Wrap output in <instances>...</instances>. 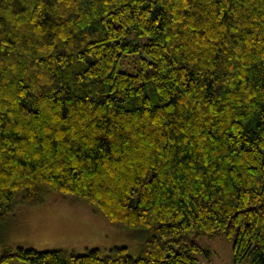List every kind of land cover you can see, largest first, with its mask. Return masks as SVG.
Here are the masks:
<instances>
[{
    "label": "trees",
    "instance_id": "trees-1",
    "mask_svg": "<svg viewBox=\"0 0 264 264\" xmlns=\"http://www.w3.org/2000/svg\"><path fill=\"white\" fill-rule=\"evenodd\" d=\"M51 192L150 235L0 264H264V0H0V221Z\"/></svg>",
    "mask_w": 264,
    "mask_h": 264
},
{
    "label": "rangeland",
    "instance_id": "rangeland-1",
    "mask_svg": "<svg viewBox=\"0 0 264 264\" xmlns=\"http://www.w3.org/2000/svg\"><path fill=\"white\" fill-rule=\"evenodd\" d=\"M149 235L147 229L117 227L86 200L51 192L41 201L17 205L0 221V253L17 246L79 254L95 248L107 253L126 246L138 255ZM198 242L210 250L209 255L196 254L198 264H252L249 257L234 262L233 240L224 235L202 236ZM12 264L27 263L15 259Z\"/></svg>",
    "mask_w": 264,
    "mask_h": 264
}]
</instances>
